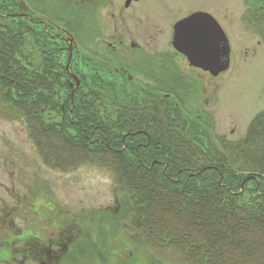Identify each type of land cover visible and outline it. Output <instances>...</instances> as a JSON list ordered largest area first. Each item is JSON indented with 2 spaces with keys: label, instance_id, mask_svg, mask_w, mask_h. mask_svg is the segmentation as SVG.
Returning a JSON list of instances; mask_svg holds the SVG:
<instances>
[{
  "label": "trees",
  "instance_id": "16d2710c",
  "mask_svg": "<svg viewBox=\"0 0 264 264\" xmlns=\"http://www.w3.org/2000/svg\"><path fill=\"white\" fill-rule=\"evenodd\" d=\"M22 12L0 0V112L24 122L43 165L111 173L129 197V229L164 261L264 264V111L238 142L212 145L186 100L128 98L92 73L73 89L74 59L68 69L65 50ZM249 22L264 28V7ZM81 239V263L98 260L99 244Z\"/></svg>",
  "mask_w": 264,
  "mask_h": 264
},
{
  "label": "rangeland",
  "instance_id": "374dc122",
  "mask_svg": "<svg viewBox=\"0 0 264 264\" xmlns=\"http://www.w3.org/2000/svg\"><path fill=\"white\" fill-rule=\"evenodd\" d=\"M145 1L150 22L144 30L150 27V32L156 31L153 27L168 31L174 20L195 12L209 13L220 23L231 45L227 72L214 78L200 70L189 71L187 61L178 62L193 78L188 112L199 134L206 136L205 143L244 138L253 119L264 111V28L249 22L251 12L262 9L264 0ZM31 2L46 7L45 0ZM89 26L87 17L76 22L85 42L91 37ZM133 26L129 42L136 37ZM88 68L82 70L91 74ZM128 201L107 171L83 167L63 174L46 168L24 122L0 112V264H23L30 239L43 236L51 248L74 227L82 231L83 244H99L98 260L89 264H173L139 245L138 234L128 227ZM81 244L73 246L61 264H82Z\"/></svg>",
  "mask_w": 264,
  "mask_h": 264
},
{
  "label": "flooded vegetation",
  "instance_id": "af4514ba",
  "mask_svg": "<svg viewBox=\"0 0 264 264\" xmlns=\"http://www.w3.org/2000/svg\"><path fill=\"white\" fill-rule=\"evenodd\" d=\"M144 1L45 0L46 7L41 17L29 7L20 14L31 19L30 30H34L35 23L37 27H43L48 35L63 41L58 46L75 60L78 72L71 75L75 74L81 83L86 79L82 67L88 66L94 78L100 76L105 82L124 84V95L128 98L157 100L163 96L189 101L194 87L193 78L186 69L191 71L196 68L191 67L187 58L176 50L173 40L175 26L193 13L174 20L169 24L168 31L153 27L156 31L150 32V27L144 30L150 22L147 12L149 2ZM53 11L55 13L49 15ZM82 17L90 21L91 37L88 42L82 40L76 30V22ZM131 26L137 31L136 37L129 42L127 35ZM70 37L74 38V44L69 42ZM179 61H187L188 68L182 67ZM195 91L199 93L197 88ZM155 105L154 120L158 121V104ZM78 228L74 227L67 237L53 243L51 248L48 239L43 236L30 239L23 251V264H61L70 249L79 243L82 231ZM54 246L56 249H53Z\"/></svg>",
  "mask_w": 264,
  "mask_h": 264
},
{
  "label": "water",
  "instance_id": "95a60500",
  "mask_svg": "<svg viewBox=\"0 0 264 264\" xmlns=\"http://www.w3.org/2000/svg\"><path fill=\"white\" fill-rule=\"evenodd\" d=\"M174 47L191 67L218 77L231 67L230 40L209 13L196 12L175 26Z\"/></svg>",
  "mask_w": 264,
  "mask_h": 264
}]
</instances>
